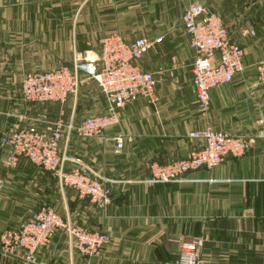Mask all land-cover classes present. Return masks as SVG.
<instances>
[{
  "label": "crops",
  "instance_id": "1",
  "mask_svg": "<svg viewBox=\"0 0 264 264\" xmlns=\"http://www.w3.org/2000/svg\"><path fill=\"white\" fill-rule=\"evenodd\" d=\"M195 3L217 14L243 49L242 72L210 90L205 114L195 105L194 52L180 22ZM113 31L126 40L162 39L141 58L146 71L170 68L172 57L183 65L156 85L155 103L126 104L102 136L61 140L67 168L85 163L109 187L110 203L98 208L26 159L6 168L2 140L43 114L79 120L105 113L96 82L81 70L77 94L62 106L27 102L20 85L28 72L73 68L97 57L99 40ZM261 60L264 0H0V233L48 205L74 225L106 233L107 241L98 254L83 256L57 233L33 264H178L179 236L203 239L200 264H264V90L255 71ZM207 126L254 136L253 145L179 181H150L149 162L187 157L199 143L189 132ZM0 264L30 263L0 254Z\"/></svg>",
  "mask_w": 264,
  "mask_h": 264
},
{
  "label": "built area",
  "instance_id": "2",
  "mask_svg": "<svg viewBox=\"0 0 264 264\" xmlns=\"http://www.w3.org/2000/svg\"><path fill=\"white\" fill-rule=\"evenodd\" d=\"M180 22L188 36V46L194 52L191 66L192 84L197 111L205 114L209 109L210 90L232 81L243 70V49L229 37L217 14L197 3L189 5L181 14ZM162 41L161 38L138 37L126 40L117 32H109L99 40L97 57L70 68L66 65L39 72L26 73L21 81V98L31 103L53 102L62 106L68 97L76 95L80 86L78 70L94 80L104 98L106 112L75 120L62 115L49 119L41 115L37 123L19 126L3 137L7 153L2 160L6 168H14L21 159L49 172L61 188L75 192L79 200H88L98 208L111 201L106 182L94 175L85 163L76 162L67 168L68 158L59 150L61 140L72 135L79 139L103 135L109 126L118 122L119 110L139 98L153 104L158 100L155 87L172 75L183 62L171 58L170 68L154 71L141 68L144 54ZM257 85L264 90V60L255 64ZM198 146L187 157L167 163L151 161L148 164L150 181L176 182L185 174L199 168L211 169L227 156H240L249 150L254 136L231 135L209 126L189 132ZM260 136V135H259ZM116 138L117 148L121 147ZM1 190V186H0ZM61 233L74 249L83 256H94L107 241V234L89 231L64 220L51 206H42L17 228L0 233V254L26 263L36 261L37 251L49 245ZM178 246V264H200L203 239L198 236L175 239Z\"/></svg>",
  "mask_w": 264,
  "mask_h": 264
},
{
  "label": "water",
  "instance_id": "3",
  "mask_svg": "<svg viewBox=\"0 0 264 264\" xmlns=\"http://www.w3.org/2000/svg\"><path fill=\"white\" fill-rule=\"evenodd\" d=\"M195 4H197V3H195Z\"/></svg>",
  "mask_w": 264,
  "mask_h": 264
}]
</instances>
